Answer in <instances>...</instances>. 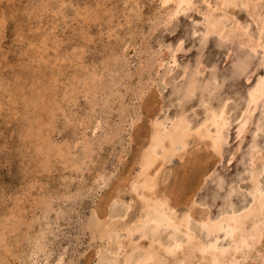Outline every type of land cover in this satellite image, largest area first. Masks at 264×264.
Segmentation results:
<instances>
[{
  "label": "rangeland",
  "instance_id": "rangeland-1",
  "mask_svg": "<svg viewBox=\"0 0 264 264\" xmlns=\"http://www.w3.org/2000/svg\"><path fill=\"white\" fill-rule=\"evenodd\" d=\"M234 1L224 11L219 0H191L190 9L170 14L172 2L161 0H0V264H95L99 247L108 256L93 224L106 212L121 211L130 223L138 216L136 200L127 209L107 201L134 174L151 119L184 114L196 128L207 107L226 113L218 154L190 141L158 179L178 209L192 198L200 239L201 217L217 220L251 204L250 173L264 154V52L244 45L239 31L226 41L205 35L202 18L211 4L264 45V22L259 34L255 16ZM252 1L264 16V1ZM228 17L225 29L234 26ZM119 195L131 197L125 186ZM221 235L218 247L226 248L231 239ZM261 241L255 250L264 252Z\"/></svg>",
  "mask_w": 264,
  "mask_h": 264
},
{
  "label": "bare ground",
  "instance_id": "bare-ground-1",
  "mask_svg": "<svg viewBox=\"0 0 264 264\" xmlns=\"http://www.w3.org/2000/svg\"><path fill=\"white\" fill-rule=\"evenodd\" d=\"M219 1H220L219 3L220 7L218 8L219 10H224L227 7L230 8L229 7L230 5H235L234 0H219ZM169 2H172L173 4V9L171 11L172 13L169 11L170 14H177L178 12H182L187 8L189 9L191 8L190 7L191 0H161V3H163V5ZM241 2L242 4L241 3L240 4L246 7L247 9H249L250 12L255 11L254 8L255 6H257L256 5L257 3L254 4L252 0H241ZM210 5H207L206 6L207 10L205 12H202L203 13L202 18L204 19V23L206 24V31L204 33L205 35H209L211 33L212 34L217 33L220 36L223 35L226 41L228 39L227 36L230 37L229 35L232 34V32L235 33L239 31L240 33H242V35H244L242 37H245L244 40L246 44L243 43L244 41L242 42L244 45L249 44L250 45L249 47L253 46V48H259V50L261 48L264 52V45L261 44L263 39L261 41L260 38L258 37V40L253 41L251 37L246 34L245 29L242 30V28L239 25H237L236 22L234 25V21L232 20L231 17H228V15L226 16V14L223 12L221 13L220 11H217V9L214 10V7L212 8ZM217 12H219L220 14L219 13L217 14ZM250 12H249V16L253 15V18L255 16L256 22L259 25L258 31L260 34L261 31H263L262 24L264 22V18H263L264 16L261 15L262 17L261 18L259 16V13L258 15L256 14V11L254 12V14H251ZM227 17L229 19L231 18L230 20L233 21L232 24L234 26L225 29L221 20L224 18L227 19ZM173 63H175L174 60ZM193 83L194 82L192 80L187 85V88L185 90L186 94H190L191 90L194 87ZM193 92L194 91H192V93ZM250 96L253 98L254 101H256V99H258V97L260 96V92L255 90V92H252ZM205 113H206V117L204 118L205 120L199 126H196V128L191 127L190 123L187 121L189 117H187L186 119L183 116L184 114L183 115L180 114L177 115L175 118L165 119L164 121H160V122L156 121L155 119L150 120V126H149L150 129L147 134V140L145 141L146 143L144 144L143 148H141V151L138 154L136 161L133 163L136 166L134 174L129 175L125 178L123 177L124 180L121 184H125V185L119 184L118 188L115 187L114 191L112 190L113 193L110 194V197L108 196L109 197L108 201L106 200L107 204L110 203V206H116L119 203H123L126 206L125 209H127L130 206L128 203L130 202L132 203V200H136L137 201L136 203H138L139 206V212H138L139 214L136 218L134 217L135 219H133L134 221L133 222L131 221V223L123 222L124 221L122 220L123 214L121 213V211H117L116 213L113 214H108L107 212L105 214L101 213L103 218L95 219V223L93 224L94 228L93 227L92 228L95 230V233L93 234H95L96 236L93 238L97 237L99 240H104L106 242L105 246L107 249L105 248L104 251L108 255L105 256V254L102 252L103 247L97 248L95 251V257H96L95 264H244L245 260H249L254 264V260H253L254 257L257 258L255 259V261L259 259L260 261L258 260V262L264 264V252L260 250H255L256 246H258V244H260V242H262L261 240H263L264 238V183L263 185H260L259 182V177L262 174H264V154L262 155L259 154L260 156L256 154L258 156V158L256 159L258 161L257 162L258 169L257 168L253 169L252 173H250L251 176L249 178L250 179L249 194L252 197V201L250 200L251 204L248 207L246 206V208L242 209V211L240 212H236L231 209L217 220H211L209 217H207V215L206 216L204 215L205 217L203 218L201 217V219H199L198 221L199 224L198 226H200L201 230H204L205 240L200 239L196 235L195 230L191 228V221H192L191 210L194 206L193 202L191 201L192 198L191 197L187 198V202H185L186 204H183L185 208L183 207V209L182 208L178 209L177 206L178 204H180V201L179 203H176V201L175 202L173 201L174 203L170 202V198L168 197V194L165 192V190L160 191L157 187L158 179L160 178L159 175L163 167L167 163H169L172 157L174 156H177L181 162L182 155L186 154L185 153L186 148H188L190 141H193V143H195V141L197 143L199 142L203 144V146H206L207 148L212 150L214 153L218 154V152L220 151L221 144L224 142V138L221 135L223 132L221 133V130L228 125L225 116L226 113L224 114L222 109L216 111V109L213 110L209 107L206 108ZM247 120H248L247 117L244 118L242 124L239 127L240 130H243V128L247 124ZM203 174L206 173L204 172ZM124 186L126 187V192L131 195L128 201L122 200V198L120 199L119 193L122 187ZM93 212L95 211L93 210ZM163 233H165L164 238L161 235ZM135 234L138 235L137 241L133 240V236ZM219 234H222L221 236L223 237L221 238L231 239L230 242L231 244L228 243L230 244L228 247L226 246H225L226 248H221L220 246L218 247L217 241ZM142 240H144L145 243H142L143 242ZM221 240L223 241V239ZM37 243L39 244V241ZM253 250H255L254 251L255 255H253L252 257L250 253ZM13 260L15 259L13 258ZM240 260L243 262L240 263Z\"/></svg>",
  "mask_w": 264,
  "mask_h": 264
}]
</instances>
